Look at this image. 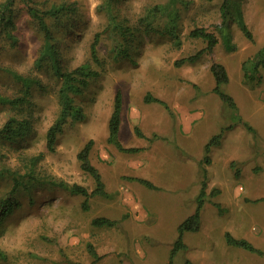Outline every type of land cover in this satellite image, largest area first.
<instances>
[{
  "label": "rangeland",
  "instance_id": "1",
  "mask_svg": "<svg viewBox=\"0 0 264 264\" xmlns=\"http://www.w3.org/2000/svg\"><path fill=\"white\" fill-rule=\"evenodd\" d=\"M231 1L239 3L253 39L237 25L233 7L223 16L224 0H12V25L0 18V96L23 94L17 76L33 82L29 102L21 108L0 101V127L11 115L27 116L32 130L24 139L0 140V198L11 191L14 176L21 175L26 187L16 190L18 204L0 225V264H185L186 259L264 264V77L247 83L242 68L246 61L255 62L264 46V0ZM63 4L71 9L60 10L57 18L44 17L60 68L89 63L100 74L74 95L84 118L67 117L51 151L47 131L62 109L63 79L48 57L38 64L44 36L30 7L41 14ZM173 10L178 18L170 33ZM140 19L152 30L145 32ZM131 27L138 29L129 44ZM195 27L215 34L217 44L194 61L176 64L206 46L190 35ZM95 39L99 63L91 56ZM122 47H128V57L118 55ZM213 62H221L228 73L219 87L232 97L234 108L213 91ZM118 90L119 139L138 151H121L107 140ZM147 92L169 108L144 101ZM222 130L220 144L206 153V143ZM89 140V159L106 195L85 197L57 184L94 189V178L77 157ZM204 167L202 228L185 231L186 249L171 258L177 226L196 208ZM136 178L148 179L155 188ZM213 189L218 191L213 194ZM97 217L115 223L94 224ZM225 232L261 253L228 245Z\"/></svg>",
  "mask_w": 264,
  "mask_h": 264
},
{
  "label": "trees",
  "instance_id": "2",
  "mask_svg": "<svg viewBox=\"0 0 264 264\" xmlns=\"http://www.w3.org/2000/svg\"><path fill=\"white\" fill-rule=\"evenodd\" d=\"M12 4V0H7L4 3L0 4V18H4V20L7 23V27L12 25L13 22V11L12 7L10 6ZM51 6L40 14L36 9H33L30 7V12L32 15H34L36 18H38V22L40 24V28L43 31L44 36V50L42 51V55L38 59V64L41 63V61H44V58H49L50 64L52 69L54 70L55 74L58 75L63 79V85L60 88V102H61V112L56 119V121L49 127L47 131V139L46 144L49 150H54V145L56 143V140L58 138V135L62 132L63 126L66 122L67 117H71L73 121L80 120L84 118V114L82 112V108L80 105L75 103L74 101V95L80 94L85 88H87L89 82L92 78H96L99 76L100 72L97 69L92 68L89 63H83L71 70H62L60 68L59 61L57 60V50L55 48L54 43L52 42V34L51 31L47 25V23L44 20L45 16H51L54 18H57L59 16L60 10H65V12H68L71 7L69 5L64 6ZM231 7L235 10V19L237 22V25L240 27L242 32L246 37L249 39H253V35L246 25L243 16H242V10L240 8L239 3L236 1L231 0H224V3L222 5L224 17L226 16V13L231 9ZM64 12V13H65ZM6 16V18H5ZM178 18V14L176 10H173L170 13V25L168 26V30L170 33H173V30L176 28L175 21ZM233 19V18H232ZM228 20V18H227ZM234 20V19H233ZM140 22L143 26V29L145 32H149L152 30L148 24H146L142 19H140ZM227 21L224 19V23L219 26V29H226L227 28ZM120 29H122V25L119 26ZM141 28V27H140ZM138 28L131 27L130 28V37L128 39L129 44L136 38L135 36V30ZM147 29V30H146ZM129 30V29H128ZM190 35L196 38H201L206 41V46L204 49L199 50L194 55H190L188 57H184L182 59L176 60V64H182L185 61H194L198 56H200L204 52H212L213 48L217 44L218 40L215 34L208 31L207 29L203 27H195L192 30H190ZM97 39H95L91 43V56L93 60L96 63H99V59L97 56V48H96ZM129 49L128 47H122L118 49V55L119 56H129ZM259 58L251 63V62H244L243 64V75L245 82L250 83L254 81H261V79L264 77L261 69H264V46L259 50ZM211 73L215 80V86L213 88V91L216 92L220 98L227 102L231 107H235V102L233 101L232 97L228 95L227 93L223 92L220 89V85L226 83L229 80L228 73L224 67V65L221 62H213L210 66ZM22 82L24 86L23 94L20 97L16 98H7V97H1L0 101L2 103H7L9 105H12L17 108H21L25 103L29 102L28 97L30 96V85L33 82L29 78H23L20 76H17ZM34 80V79H33ZM144 101L152 102L157 101L162 104H164L167 108H169L168 104L163 101L162 99L155 97L150 92H147L144 95ZM121 107H122V94L118 90L115 94L114 98V104H113V111L110 115L109 121H108V138L107 140L116 146L117 149L121 151L126 152H134L138 151L140 148L135 146H129L125 147L121 143L119 139V129H120V123H121ZM229 128V127H228ZM32 130V121L29 117L23 116V117H17L16 115L9 116L6 121L3 123V125L0 127V140H6V141H17L19 139H24L28 133ZM135 132L139 136H143V134L140 132L138 127H135ZM223 130L214 136L211 137V139L206 143L205 145V151L208 153L212 146L219 145L221 138H222ZM92 140H89L78 152L77 157L80 161V167L90 173L92 177L95 180V187L90 192L88 189L80 184L77 183H67V182H56L61 188L69 191L73 194H80L85 197H89L92 195H106L107 192L105 190L104 182L101 178V174L98 171V169L90 162L89 154H90V148H91ZM205 163L208 164L210 162V158L208 155L205 157ZM204 178L202 180L200 191L196 198V208L193 213H191L189 216H187L182 222H180L177 226L178 231V237L174 242V245L171 249V258L172 256L180 249H186V245L184 244L182 240L183 233L185 231H197L200 228V210L204 204V196H205V188L207 186L206 183V168L204 167ZM239 169L236 170V173L238 174ZM21 177V175H17L13 177V187L11 191L7 192L6 195L3 198H0V225L3 222V220L6 218V216L12 212L13 206L18 204V201L15 199V192L16 190H19L21 188H26L24 184V179L18 178ZM139 182L142 184L150 187L155 188V185L150 182L146 178H136ZM32 182L29 181L28 184H31ZM213 194L217 192L216 189H213L211 191ZM86 203H84V206ZM94 224L98 225H111L115 223L113 220H109L104 217H97L93 220ZM226 241L228 244L240 246L247 250L261 253L259 249H257L254 245H252L249 241L243 239V238H236L232 236L229 232H225ZM90 252H92L93 256L97 258V255L95 254L94 250L90 248ZM171 264V261H170ZM185 264H192V262L189 259L185 260Z\"/></svg>",
  "mask_w": 264,
  "mask_h": 264
},
{
  "label": "crops",
  "instance_id": "3",
  "mask_svg": "<svg viewBox=\"0 0 264 264\" xmlns=\"http://www.w3.org/2000/svg\"><path fill=\"white\" fill-rule=\"evenodd\" d=\"M206 172H207V171H206ZM216 190H217V189H216ZM217 191H218V190H217ZM200 228H202V226H201V220H200ZM200 228H199V229H200ZM199 229H198V230H199ZM226 242H227V241H226ZM227 244H228V243H227ZM228 245H231V244H228Z\"/></svg>",
  "mask_w": 264,
  "mask_h": 264
}]
</instances>
